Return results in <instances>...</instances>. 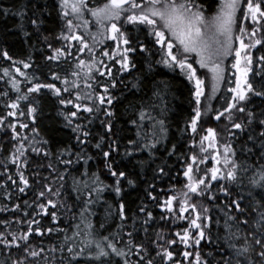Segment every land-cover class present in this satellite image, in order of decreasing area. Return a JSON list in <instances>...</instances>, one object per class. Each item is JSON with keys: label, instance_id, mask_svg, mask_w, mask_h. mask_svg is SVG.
Here are the masks:
<instances>
[{"label": "snow or ice", "instance_id": "obj_1", "mask_svg": "<svg viewBox=\"0 0 264 264\" xmlns=\"http://www.w3.org/2000/svg\"><path fill=\"white\" fill-rule=\"evenodd\" d=\"M58 8L59 15L64 19L67 29V33H61L62 39L69 42L75 41V51L77 53L87 51L91 59L77 61L70 72V76L74 79H69L67 74L61 77L58 72L49 69L52 80L61 81L64 85L63 88L57 87L52 82H41L39 77H35L37 82L27 89V93H40L41 89L49 90L57 98V102L67 109L61 114L66 124L72 127V131L76 133L74 139L79 145L89 143V137L92 135L89 125L93 124L101 115L107 118L100 121L105 134L99 137L94 147L100 150L105 158V167L110 175L116 178L112 187L119 195L122 190L121 179H127L129 185H133L134 181L128 178L124 171L116 170L112 166L111 155L117 150V142L112 140L107 146L108 150H104V141L114 135L111 122L114 112L110 106L113 105L115 96L109 89L110 87L115 88L117 81L111 79L110 85L107 83L101 85L96 79L94 69L95 73L101 77L105 75L113 77L111 66L104 64L103 60H97L94 55L95 44L103 43V39H98V37L116 42L115 49L111 52L102 50L101 54L107 56L114 64H118L120 72H126L136 67L129 54L137 52L147 53L150 56L158 55L159 59L155 61L156 64L172 71L178 69L190 83H193L191 90L192 114L184 129L185 132L190 130L192 133V136L189 137L191 155L183 157V176L187 180L184 184L186 191L168 196L160 206L172 213L173 201L179 199V217L181 219L189 209L195 213V217L190 220V225L197 229L192 240L199 248L201 240L205 239V229L209 227L212 220L209 215L212 202L221 201V195L217 193L222 194L225 198H230L234 188L238 187L241 191L246 189L251 201L247 207L242 206L243 196L227 199L226 202L221 201L227 209L228 220L235 222V225L227 222L225 225L229 240L228 247L231 251L227 255H220V258L216 260L215 257L203 256L197 250L194 264H214V260L215 264H264V110L257 113L249 108L253 97L264 100V84L257 87L249 79V74H252L264 80V55L254 57L251 51L258 45L261 46V50H264V35L257 37L258 32H264V0H219L217 11L210 18L206 16L205 5L200 0H104L102 4L94 7L89 5V0H58ZM45 10L46 5L33 3L31 16H28L25 6H19L11 14L20 17L21 21L27 19L33 29L39 33L40 25L43 22L41 18L44 16ZM10 11V9H0V14L7 16ZM89 16L91 21L88 19ZM247 20L252 22L250 29L244 25V21ZM121 21L123 23H120ZM90 23L95 24V32H90ZM125 24L132 25L133 28H138L140 25L145 26L148 29L147 35L152 37L151 45L134 37L130 29L124 28ZM81 27L84 31L77 34L75 29ZM21 28H23V24H21ZM24 34L25 36L31 35L27 31ZM86 35L91 36V44L85 38ZM245 36H248V42H245ZM235 42H238V46H234ZM48 47L51 48L52 45L49 44ZM71 47L72 45L69 44L64 49L56 48L55 54L47 56L46 59L58 61L61 56H72L74 53L69 51ZM192 53H195V63L199 64L201 68H207L211 73V93L207 96L203 87V79L197 75V69L193 67V63L189 62V54ZM233 54L234 62L231 64V68L235 69L234 86L226 88V91L231 95L224 105L216 108L212 101L216 99L219 85L226 80L223 60ZM2 55L6 59H11L7 51H4ZM24 67L28 68L30 65L25 63ZM148 67L151 69L152 65L149 64ZM16 71L19 72L20 69L17 68ZM4 73L7 75L8 69H4ZM21 75L25 74L21 73ZM81 80H83L84 89L80 87ZM89 81H95L103 88V92L96 91ZM229 83L231 82L229 81ZM12 86L16 88L15 80L12 81ZM74 89L75 91H73ZM17 91H19L18 88ZM63 93H67L68 96L66 97ZM28 94L18 96L17 100L28 101L27 114L35 121L33 114L36 113L37 107L29 99ZM158 95L159 93H154V96ZM69 105L71 108H67ZM105 105L109 107H105ZM8 107L17 109L19 104L13 101ZM156 107L155 103H142L138 109H134L133 118L129 120V123L136 128L137 139H129L128 144L135 147L126 150V154L141 149L148 150L150 155L154 154L153 150L161 143V139L166 138L168 129L165 120L153 115ZM8 115L14 116L16 113L9 111ZM20 115H24V112H20ZM209 115L211 120L224 124V133L229 138L237 137L239 133L247 131L249 133L247 140L252 142V147L244 144L241 146V151L256 154L254 149L258 146L260 149L259 161L247 163L245 161L249 159L248 156L245 157V160H241L231 141L221 139L223 133L217 127H205L203 118ZM0 123H2V119H0ZM10 126L15 129V125ZM20 128H28V125L20 124ZM233 130L238 131L234 132ZM32 132L39 134L35 127L32 128ZM17 136L18 132L14 130L12 138L15 140ZM26 139L27 137H23L18 142V146H14L13 164H17L19 159L25 156L23 141ZM257 142H259L258 145ZM43 143H47V141ZM32 151L39 154L41 149L32 147ZM166 151L168 155L175 154L176 145L173 144ZM44 155L47 156L49 153L45 151ZM80 159H83L87 164V161L92 157L78 153L77 160ZM209 159L212 161V166L201 168L200 166L206 164ZM72 162V160L61 161L63 164H72ZM24 163L27 164V159L24 160ZM157 171L161 175L165 174L164 167H159ZM4 172H8L7 166H4ZM16 175L19 178L18 181L11 175L7 176V180L11 181L21 194H24L30 185L29 179L26 178L23 171L18 170ZM81 175L88 179L82 180L79 177H73L71 189L76 193L77 200L81 195H87L89 197L85 201V205H87L92 203L93 193H96L97 197L99 196L104 185L95 173L89 177L87 169ZM44 179L47 180V177ZM59 179L63 181L64 175H60ZM0 186L4 185L0 184ZM43 188L52 195L60 196V190L64 188V184H61L60 188L55 191L47 183L43 185ZM147 195L152 200H156L153 192L149 191ZM5 196L9 198L10 193L6 192ZM38 196L43 198L45 191H39ZM47 204L56 207V202L51 199L47 201ZM24 205L28 206L27 200L24 201ZM62 206L68 207L71 211V205ZM37 207L47 214L44 203H39ZM6 210L7 206L0 209V211ZM14 210H20L24 212L25 216L28 215L19 204L15 205ZM87 211V207L80 211V223L75 226L78 231L74 233V236H82L79 250H77L74 241L69 242L71 238L65 237L63 243L53 245L47 250L52 254L50 258L47 255H42L45 253L44 248L39 250L33 248L29 243V237L33 232L42 235L45 231L52 233L57 229L42 230L40 227L33 229L32 224H38V221H23L18 217L15 218L17 223L27 222L28 227L20 235H17L16 232L0 231V246H3V250L8 255V259L0 260V264H9V261L10 264H41V261L43 264H74V262L81 264L78 257L84 255L85 248L89 250V256L98 264H113V258H116L115 264H156L157 257L161 264H183V261L174 258L178 255L177 253L159 242L164 239L163 237L151 241L149 245L136 243L132 231L125 234L128 237L126 242L120 233L103 235L95 232L92 223L84 215ZM139 212L145 214L141 226L147 233L146 226L153 219V213L147 211L145 207H140ZM118 216L122 222L120 227H125L123 222L129 221L130 218L123 203L119 204ZM51 217L55 223L56 213L52 212ZM0 223L8 224L9 221H0ZM81 224L84 226L83 228H81ZM136 225L137 218H131V227L135 229ZM104 227V223H101L100 228ZM232 227H235V231H231ZM211 239L212 237L209 236V242ZM232 241L242 242L237 246ZM121 242H123V247L119 246ZM175 243V240H167L169 246ZM180 243L184 244L185 248L190 246L187 229L184 230L183 235H180ZM65 251L67 256L63 255ZM57 253L60 255L58 256ZM179 255H182L188 264H193V261L189 259L193 256L192 252L182 251Z\"/></svg>", "mask_w": 264, "mask_h": 264}, {"label": "trees", "instance_id": "obj_2", "mask_svg": "<svg viewBox=\"0 0 264 264\" xmlns=\"http://www.w3.org/2000/svg\"><path fill=\"white\" fill-rule=\"evenodd\" d=\"M200 2L205 5L207 17L210 18L217 11L219 0H200ZM33 3L46 5L44 16L41 18L43 22L40 25L39 33L33 29L27 19L21 21L20 17L11 14L19 6H25L28 16H31ZM0 9L11 10L7 16L0 14V119H2V123H0V184L4 185L0 186V209L7 206L6 211H0V221H9L8 224L0 223V231L16 232L17 235L26 231L27 222L17 223L15 219L17 217L23 221H38V224H32L33 229L37 227L42 230L47 228L57 229V231L52 233L45 231L42 235L33 232L29 237V243L33 248L36 250L44 248L45 253L42 255H47L50 258L52 254L47 250L53 245L63 243L65 237L71 238L69 242L74 241L77 250H79L82 236H74V233L78 231L75 226L80 223V211L87 207L88 211L84 215L92 223L95 232L103 235L120 233L126 242L128 237L125 234L128 231H132L133 239L136 243L149 245L151 241L163 237L164 239L159 240V242L163 243L165 247H169V250L177 253L178 255L174 258L183 261V264H188V261L184 260L182 255H179L182 251L193 253V256L189 257L193 264L197 250L203 256L215 257L216 260L220 258V255H227L231 250L228 247L229 240L225 225L226 222L235 225V222L228 220L227 209L221 201L226 202L227 199L243 196L242 206L247 207L251 201L246 189L241 191L238 187L234 188L230 198H225L222 194L217 193L221 195V201L212 202L209 213L212 220L209 223V227L205 229V239L201 240L199 248L192 240L197 229L190 225V220L195 217V213L189 209L184 213V218L181 219L179 217V199L173 201L172 213L160 206L168 196L186 191L184 184L187 180L183 176V157L191 155L189 152L191 144L189 137L192 136V133L190 130L185 132L184 129L187 127L188 119L192 114L193 100L191 90L193 89V83H190L178 69L172 71L156 64L155 61L159 59L158 55L150 56L147 53H130L129 55L132 57L136 67L126 72H120L118 64H114L107 56H102L101 54L102 50L108 48L105 38L103 43L95 44L94 55L96 59L103 60L104 64L111 66L113 73V77H108L107 75L101 77L98 73H95L94 69L93 72L96 75V79L101 85L105 83L110 85L111 79L117 81L116 87H110L109 89L115 96L113 105L110 106L114 112V116L111 118L114 135L104 141V150H108L107 146L112 140L117 142V150L111 155L112 166L116 170L124 171L127 177L134 181L133 185H129L127 179H121L122 190L117 195L112 187L116 178L110 175L105 167V158L100 153V150L94 147L99 137L105 134L100 121L107 118L101 115L99 119L89 125L92 132L91 137H89V143L87 145H79L74 139L76 133L72 131V127L66 124L61 114L62 111L67 110L65 106L60 105L57 102V98L47 89H41L40 93H27V89L37 82L35 77H39L41 82H52L57 87L63 88L64 85L61 81L52 80L49 69L58 72L61 77L67 74L69 79H74L70 76V72L77 61L79 59L86 61L91 59L87 51L83 53L75 51V41L69 42L62 39L61 33H67V29L64 19L59 15L58 0H0ZM120 23H123V21ZM21 24H23V28H21ZM244 25L250 29L252 27L251 20L244 21ZM124 28L130 29L134 37H138L141 41L151 45L152 37L147 35V28H142V26L133 28L132 25L127 24L124 25ZM25 31L31 33V35L25 36ZM75 31L77 34L83 32L81 28L75 29ZM261 35H264V32L257 33V37ZM86 39L90 44L92 43L90 39ZM98 39L103 38L98 37ZM49 44L52 45L51 48L48 47ZM69 44L72 45L69 51H72L74 55L61 56L58 61L46 59L47 56L55 54L54 50L56 48L64 49ZM113 48L114 46L109 47V50H107L111 52ZM4 51L8 52L11 59H6L2 55ZM251 51L254 57L264 55V50H261L259 45ZM153 52H155V49H153ZM194 58V55L189 54V62L193 63V67L197 69V75L201 78L202 69L199 64L194 63ZM25 63L29 64L30 67L25 68ZM149 64L152 65L151 69L148 67ZM226 64V80L220 84L216 99L212 101L213 106L216 108L224 105L230 97L231 94L226 91V88L234 86L235 79L231 76L233 71L230 69L229 60H227ZM17 68L20 69L19 72L16 71ZM4 69H8L7 75H5ZM21 73L25 75H21ZM249 79L257 87L260 84H264V80L252 74H249ZM13 80L16 81V88L12 86ZM89 83L93 84V88L96 91L103 92V88L95 81H89ZM133 85H136V87H133ZM205 86H207L206 82ZM80 87L84 89L83 80L80 81ZM17 88L19 91H17ZM154 93H159V95L154 96ZM25 94L29 95V99L37 107L36 113L33 114L35 121L27 114L28 101L17 100L18 96ZM206 94L207 91H205ZM63 95L68 96L67 93H63ZM221 97L223 98L221 99ZM13 101L19 104L17 109L8 107ZM142 103H155L157 105L153 115L165 120L168 129L167 136L162 138L161 143L153 150L154 154L150 155L146 149L126 154V150L135 147L128 144L129 139H137L136 128L129 123V120L133 118L134 109H138ZM158 106H161L162 110H159ZM105 107L109 106L105 105ZM67 108H71V106L69 105ZM249 108L259 113L264 110V100L253 97ZM9 111L15 112L16 115L9 116ZM161 111L163 112L162 115ZM20 112H24V115H20ZM203 119L205 127H217L223 133L221 139L231 141L236 149L237 156L241 160H245V157L248 156L249 159L245 161L247 163H257L259 161L258 153L260 149L258 146L254 149L256 154H248L245 151H241V146L244 144L252 147V142L247 140V135L249 134L247 131L239 133L237 137L229 138L224 133L223 123L211 120L210 115L205 116ZM20 124H27L28 128H20ZM10 125H15V129ZM33 127L36 128L38 135L32 132ZM14 130L18 132L15 140L12 138ZM23 137H27L23 141L25 144V156L21 157L17 164H13L12 154L15 151L14 146H18V142ZM44 141H47V143H43ZM173 144L176 145V153L168 155L166 150L170 149ZM32 147L40 148L41 152L39 154L33 152ZM196 150L198 151V148ZM45 151L49 155L45 156ZM78 153L83 156H91L92 159L85 164L83 159L77 160ZM25 159H27V164L24 163ZM62 160H72L73 162L72 164H63L61 163ZM49 164H51V167H49ZM4 166L8 168L6 173L4 172ZM211 166L212 161L209 159L206 164L200 167ZM159 167L165 168V174L161 175L157 171ZM85 169H87L89 177L93 173L98 175L104 185L103 190L99 192V196L97 197V194L93 193L91 197L92 203L87 205H85V201L89 197L81 195L80 199L77 200L76 193L72 192L71 189L73 177H79L82 180L88 179V177L81 175ZM18 170L23 171L30 182L24 194H21L17 187L7 180V176L11 175L18 181L19 178L16 175ZM60 175H64L65 179L63 181L59 179ZM44 177H47V180ZM45 183L49 184L53 191L60 188L61 184H64V188L60 190L61 195L55 196L47 192L43 188ZM213 183L215 184V182ZM89 186H92L90 179ZM42 190L45 191V196L40 198L38 192ZM149 191L153 192L156 200L148 197L147 193ZM6 192L10 193L9 198H6ZM49 199L56 202V207L47 204ZM25 200L28 201L27 207L24 205ZM39 203L45 204L47 214L37 207ZM120 203L125 205L127 215L130 218L129 221L123 222L126 225L123 228L120 227L122 222L118 216ZM16 204H19L21 209H24L28 215L25 216L24 212L20 210H14ZM62 205H71V211H69L68 207ZM140 207H145L147 211L153 213V219L146 226L148 228L147 233L143 231L141 226L145 214L139 212ZM52 212L56 213L55 223L52 221ZM133 217L137 218L135 229L131 227V218ZM101 223L105 225L103 229L100 228ZM83 227L81 224V228ZM185 229L189 233L190 246L187 248L180 243V235H183ZM231 231H235V227H232ZM209 236L212 237L210 242L208 240ZM167 240H175L176 243L169 246ZM232 242L239 246L242 241ZM119 246L123 247V242ZM88 251L85 248L84 255L78 257L81 264H98L97 261L89 256ZM57 255L59 256L60 254L57 253ZM63 255L67 256L68 254L65 251ZM6 259H8V255L3 250V246H0V260ZM115 259L113 258V264H115ZM133 260H135V257H133ZM41 264H43V261H41ZM156 264H161L159 257L156 258Z\"/></svg>", "mask_w": 264, "mask_h": 264}, {"label": "rangeland", "instance_id": "obj_3", "mask_svg": "<svg viewBox=\"0 0 264 264\" xmlns=\"http://www.w3.org/2000/svg\"><path fill=\"white\" fill-rule=\"evenodd\" d=\"M104 2V0H89V5L90 6H92V7H94V6H96V5H98V4H102ZM89 18V20L91 21V17L89 16L88 17ZM246 24V23H245ZM245 27L247 28V26L245 25ZM81 30L82 31H84V29H83V27H81ZM89 30H90V32H95L96 31V26H95V24L94 23H90V25H89ZM239 34V33H238ZM86 38H88V39H90L91 40V36L90 35H86ZM245 38V42H248V36H245L244 37ZM103 40H104V38H103ZM105 42H107V45H109V47H112V46H114V48L113 49H115L116 48V42L115 41H112V40H110V39H106L105 38ZM236 44H235V46H238V42H235ZM108 50H109V48H108ZM190 55H194L195 56V53H192V54H190ZM195 59H196V57H195ZM227 60H229V66H230V69L233 71V73H232V77H234V79H235V69H232L231 68V64L234 62V54L232 55V56H229V57H227V58H225L224 60H223V67L225 68V65H227L226 63H227ZM200 67V66H199ZM201 68V67H200ZM202 69V76H201V79H203V81H204V85H203V87H204V89H205V91H207V94H206V96L207 95H209L210 93H211V87H212V82H211V73L208 71V69L207 68H201ZM230 70V71H231ZM205 82H206V85L207 86H205ZM219 87H220V85H219ZM219 90V89H218ZM217 94V93H216ZM158 109L159 110H162V107L160 106H158Z\"/></svg>", "mask_w": 264, "mask_h": 264}, {"label": "flooded vegetation", "instance_id": "obj_4", "mask_svg": "<svg viewBox=\"0 0 264 264\" xmlns=\"http://www.w3.org/2000/svg\"><path fill=\"white\" fill-rule=\"evenodd\" d=\"M140 26H142V28L144 27V28L146 29L145 26H143V25H140ZM147 31H148V29H147ZM105 43H106V46L109 48V45H107V42H105ZM108 48H106V50H107ZM194 63H195V58H194ZM195 64H197V63H195Z\"/></svg>", "mask_w": 264, "mask_h": 264}]
</instances>
